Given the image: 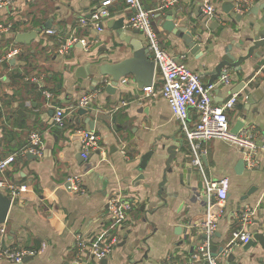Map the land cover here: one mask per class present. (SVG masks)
<instances>
[{
	"label": "crops",
	"instance_id": "1",
	"mask_svg": "<svg viewBox=\"0 0 264 264\" xmlns=\"http://www.w3.org/2000/svg\"><path fill=\"white\" fill-rule=\"evenodd\" d=\"M2 1L0 22H11L12 28L0 30V161L16 153L31 130L40 131L43 148L40 155H14L0 168V179L25 186L13 197L0 227V246L39 248L42 242L45 246L21 262L0 258V264H75L77 232L89 240L115 239L104 262L90 258L86 264L180 263L207 238L201 226L207 204L212 210L218 207L215 200L204 198L205 179L223 176L228 178L229 188L216 229L209 237L210 252L219 264H264V249L253 238L256 232L264 235V152L258 154L255 167L249 169L244 163L238 170L242 148L212 138L202 144L206 151L200 170L192 164L188 140L162 96H144L132 75L123 76L125 82L121 77L112 93L103 89L100 64L118 62L132 54V47L123 38L130 36L145 43L140 32L125 24L132 11L125 0H111L103 7V0ZM140 1L153 12L162 46L173 55L184 54V62L199 73L202 83L215 82L213 103L237 94L235 107L226 110L230 125L245 114L244 124L253 125L264 136V42L237 66L221 67L228 74V83L219 81L223 73H212L226 53L239 52L238 45L247 52L263 26L259 18L264 0H246L242 10H237L234 0H209L222 18L219 21L205 15L203 0H176L161 10L159 0ZM96 8L109 11L100 27L80 24V18L87 19ZM169 8L176 10L175 25L193 33L200 46L197 52H190L180 35L160 25L161 14L156 13ZM119 19L123 20L120 34L114 29ZM47 28H55L57 33H48ZM31 30L36 35L29 42H15L16 33ZM73 34L85 36L88 48L76 42L59 53V41ZM96 42L98 46L92 48ZM13 49L18 53L1 60ZM39 75L42 86L52 92L50 99L29 79ZM241 81L244 86L238 89ZM153 82L155 89L159 87L158 70ZM247 92L257 93L250 103L245 101ZM84 95L90 96L84 106L90 111L80 115L77 101ZM57 106L65 109L61 126L52 122ZM86 116L94 120L100 141L84 160L76 129L88 128L83 120ZM195 120L196 113L191 110L188 124ZM170 145H175V153L171 170L165 171ZM148 151L146 165L140 168L141 157ZM139 174L143 178L136 180ZM71 175H79L84 192L65 185ZM0 190L8 194L6 189ZM115 194L133 206L120 221L111 218L106 208V200ZM246 210L251 211L250 219L243 224L239 214ZM240 226L254 241L245 249L244 243L232 240V230ZM193 264L206 261L198 259Z\"/></svg>",
	"mask_w": 264,
	"mask_h": 264
},
{
	"label": "built area",
	"instance_id": "2",
	"mask_svg": "<svg viewBox=\"0 0 264 264\" xmlns=\"http://www.w3.org/2000/svg\"><path fill=\"white\" fill-rule=\"evenodd\" d=\"M111 0H103L102 4L106 5ZM161 6L166 7L173 4L176 0H160ZM3 3L0 0V5ZM128 8L132 11L126 19V26L140 32L143 36L148 50L149 57L154 61L155 70L160 73V85L155 89L154 82L142 86L144 96H162L168 103L172 116L179 122L180 128L188 140L191 148L192 164L203 170L202 155L205 154L203 143L212 139L220 138L227 140L232 144L242 148V158L245 166L249 169L255 167L258 163L257 156L260 152H264V136L261 135L253 125L243 124L237 132L231 131V125L226 115V110L235 107L238 96L236 93L231 94L220 104L212 101V88L215 82L204 84L200 80L199 73L190 69L184 62V54L179 56L168 52L161 44L160 38L153 24V12L144 8L140 0H125ZM246 0H234L237 10H242ZM202 9L207 17L221 20V16L216 12L214 6L209 0H203ZM109 15L107 8L93 10L89 17L80 18V24L85 25L88 22L99 28L98 23ZM12 28L11 22H0V30L8 31ZM48 33L56 34L55 28H47ZM80 42L84 47L88 48L89 41L85 36L69 35L63 41L60 40L57 51L65 53L70 46L76 42ZM18 53L17 49L7 52L2 59H7ZM40 88L43 95L50 99L52 92L44 88L41 84L42 75L29 77ZM126 81L125 77L120 79ZM219 81L228 83L229 77L227 73H223ZM1 96V89H0ZM90 100L89 95H84L77 101L78 106H87ZM194 110L196 120L192 125L188 124L189 112ZM63 107H55L52 114V122L55 125H63L64 123ZM79 137L80 155L82 159H87L89 153L99 146V134L89 128H77ZM43 148L41 133L38 130H31L28 134L27 142L14 154H10L0 161V168L10 162L14 155H25L31 153L40 155ZM69 187L75 192H84L81 185L79 175L67 176ZM0 188L6 189L8 195L13 199L17 194L25 189L24 185L15 186L7 180L0 179ZM229 180L223 176L217 179H205V194L209 197L214 196L217 209L212 210L210 204H207L205 217L201 222V226L207 238L200 242L196 250L191 256L177 264H193L198 259H205L206 264H219L216 256L212 255L209 246V237L216 229L218 218L222 212L221 206L225 201L228 193ZM132 203L119 194L111 195L106 200V208L108 215L114 220H123L127 213L132 209ZM251 211L241 212L239 219L242 223H246L250 219ZM2 230V229H1ZM232 240L246 243L250 240L251 234L243 226L235 228L231 232ZM115 239L108 237L105 241L89 240L86 236L77 232L75 234V264H86L90 258H103L111 252ZM45 243L42 242L39 248H21L16 245L9 247L0 246V258H5L11 262H21L25 256L34 255L44 248Z\"/></svg>",
	"mask_w": 264,
	"mask_h": 264
},
{
	"label": "water",
	"instance_id": "3",
	"mask_svg": "<svg viewBox=\"0 0 264 264\" xmlns=\"http://www.w3.org/2000/svg\"><path fill=\"white\" fill-rule=\"evenodd\" d=\"M232 4L230 3L227 6H231ZM103 7V4H102ZM158 8L161 10L163 7L161 6V1H158ZM97 10H100L101 8H96ZM228 10V9H226ZM160 15V25L163 28H166L167 30H171L174 33L180 35L184 42L186 43L187 47L189 48L190 52L195 53L199 50V44L196 42V39L194 38L193 33L187 29V27L185 26H178L175 25V15H176V10L174 8H169V9H165L164 11H162L161 13L158 12L156 13L157 16ZM90 14L87 15V18L89 17ZM260 21L262 22L263 26L262 28H260L259 30H257V32L255 33V36L253 37L252 40V44L249 45L248 49L246 50L247 52H244V47L243 45H238V49L239 52L235 55L230 54L227 50L226 55L224 58H222V60L218 63V65L216 66V68L212 71V73L216 74L219 76V73H223V71L221 70V67L224 65H231V66H237L243 59L249 57L252 53L253 50L255 48H257L259 45L263 44L264 42V12L261 14L260 16ZM113 21V20H110ZM116 25L114 26V29L119 30L117 31L118 34H120V30H123V20L119 19L116 23ZM46 27L50 26V22H47L45 24ZM98 26L100 27V22L98 23ZM36 35V31L35 30H31L28 32H18L15 34L14 36V40L15 42H29V40H31L32 38H34V36ZM128 37V36H127ZM124 37L123 40L127 43L130 44V46L132 47V54L118 62H114V63H102L100 64V66L98 67V74L100 75L101 78H99L100 83L104 84L103 85V89L106 92L112 93L116 87H117V83L118 80L125 76V75H132V79L136 82V84L139 87H142L144 85H148L151 84L153 78H154V73H155V64L154 61L149 57L148 54V50L146 48V46L144 45V43L139 40V39H135L132 37ZM79 43V45H82L79 41L77 42ZM99 44V42H96L94 44V47H97ZM83 46V45H82ZM101 50H105V48H101ZM109 77V80L107 81L106 79ZM213 80L211 82L208 83H212ZM206 83V84H208ZM242 86H244V82L241 81L239 83V87L238 89H240ZM236 91V90H235ZM254 94H257L256 92H247V94L245 95V101L246 103H250L252 102L253 96ZM78 113L80 115L90 111V108H86L84 106H81L78 108ZM244 118H245V114H242L240 118H238L237 120H235L234 124L231 126V131L232 132H237V130L243 126L244 124ZM84 122L87 124V127L89 129H93L95 127V123L94 120L92 118H90L89 116H86L84 119ZM111 150L114 149L115 147L113 146L110 147ZM167 152L169 154L167 160L165 161V166L166 169L165 171H170L171 167L170 162L173 160L174 158V149H175V145H170L167 148ZM151 151H148L146 153H144L141 157V161L139 162V167L140 168H144L147 162L148 157L150 156ZM244 168V161L243 158L240 159L237 163V169H243ZM143 178L142 174H139L137 179H141ZM165 180V174H163L162 177V181ZM66 186H69V182L67 181L65 183ZM252 191L249 190L247 192L250 193ZM246 197V195L244 196V198ZM204 198L206 201H210L213 202L214 201V196H207L204 195ZM11 197L4 193L3 191L0 190V227L3 224V222L5 221L6 215L8 213V209L9 206L11 204ZM253 238L258 240V242L260 243L261 247L264 249V235L261 232H256L253 234ZM254 244L253 239L250 238V240L246 243H244L243 247L248 248L249 246H252ZM28 255L25 256L23 258V260L27 259ZM100 260L102 262H104L106 260L105 257L100 258Z\"/></svg>",
	"mask_w": 264,
	"mask_h": 264
},
{
	"label": "trees",
	"instance_id": "4",
	"mask_svg": "<svg viewBox=\"0 0 264 264\" xmlns=\"http://www.w3.org/2000/svg\"><path fill=\"white\" fill-rule=\"evenodd\" d=\"M52 80H53V81H56L57 79H56L55 77H53ZM53 81H52V82H53Z\"/></svg>",
	"mask_w": 264,
	"mask_h": 264
}]
</instances>
